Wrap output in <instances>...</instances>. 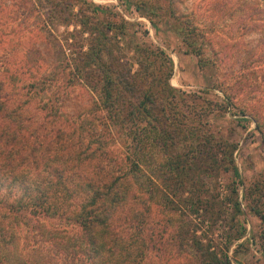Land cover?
<instances>
[{"label": "rangeland", "instance_id": "obj_1", "mask_svg": "<svg viewBox=\"0 0 264 264\" xmlns=\"http://www.w3.org/2000/svg\"><path fill=\"white\" fill-rule=\"evenodd\" d=\"M0 38V56L29 58L32 72L57 76L60 58L74 59L67 79L83 52L100 50L106 67L133 77L132 93L118 86L124 103L152 94L138 128L157 141L184 136L139 155L134 186L144 188V174L155 184L136 228L150 249L141 264H197L192 234L229 264H264V0H0ZM54 83L66 116L98 102L81 79ZM111 130L122 167L130 138ZM83 251L72 224L23 212L0 218V264H89Z\"/></svg>", "mask_w": 264, "mask_h": 264}, {"label": "trees", "instance_id": "obj_2", "mask_svg": "<svg viewBox=\"0 0 264 264\" xmlns=\"http://www.w3.org/2000/svg\"><path fill=\"white\" fill-rule=\"evenodd\" d=\"M184 33L185 39L192 36L187 27ZM183 43L187 51L197 57L201 54L200 45L190 48ZM99 51L83 52V66L73 65L68 79L65 67L74 59L64 55L60 58L64 68L57 76L55 71H30L33 62L29 58L13 63L6 55L0 56V218L18 212L55 218L64 226L76 227L89 264H141L150 249L142 246L136 228L140 216L148 215L147 197L154 180L144 174L143 189L136 188L133 180L140 171L139 155L157 140L138 128L142 120L137 113H148L152 94L145 93L138 103H124L118 86L126 84L132 93L129 82L133 77L126 80L117 67H106ZM198 63L203 65L200 58ZM90 75L98 79L97 86L90 84ZM58 79L67 84L83 80L91 91H97L98 102L85 114L66 116L56 93ZM46 94L50 96L45 100L38 99ZM151 123L147 120L146 126L151 128ZM260 127L257 119L256 129L262 134ZM112 128L125 131L130 138L122 167L109 147L114 141L109 134ZM160 136L159 145L174 143ZM233 173L237 175L236 170ZM258 213L264 221V212ZM192 235L188 245L199 255L197 264H229L225 256L218 257Z\"/></svg>", "mask_w": 264, "mask_h": 264}]
</instances>
